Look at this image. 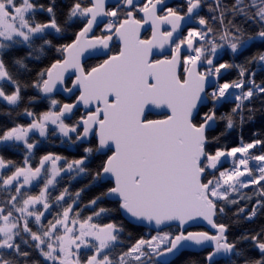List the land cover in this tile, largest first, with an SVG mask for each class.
<instances>
[{
  "label": "snow or ice",
  "instance_id": "6c2138e0",
  "mask_svg": "<svg viewBox=\"0 0 264 264\" xmlns=\"http://www.w3.org/2000/svg\"><path fill=\"white\" fill-rule=\"evenodd\" d=\"M56 7V0L47 5L0 0V102L17 109L31 87L50 103L41 114L24 107L17 114L30 117V122L0 132V147L22 143L27 153L25 166L0 156V264H173L169 257L190 246L207 249L205 264H264V230L230 240L228 226L215 219L225 212L217 201L236 205L260 197L250 212L238 208L236 214L247 220L264 208V147L260 154H249L264 140L230 150L209 149L219 140L210 135L218 121H225L227 129L236 126L237 118L243 125L252 119L253 102L264 98V83L255 79L257 71H264V52L241 64L221 62V53L237 57L251 41H264V0H184L175 8L166 0H115L111 6L108 0H73L63 22ZM204 8L209 17L201 15ZM40 12L47 13L46 20L37 19ZM74 23L81 25L74 39L61 43L57 38H64ZM148 23L152 38L141 39L140 29ZM101 24L103 32L96 36L94 29ZM164 24L170 28L161 31ZM245 25L256 31L248 32ZM114 36L122 44L118 53L86 69L81 63L84 53L109 49ZM165 45L170 55L150 59L154 48L163 50ZM20 48L27 52L13 60L18 66L13 71L4 56ZM53 49L62 58L37 72L31 82L20 79V69L31 71L26 61L40 60ZM233 68L237 79L221 83L222 70ZM69 69L75 74L71 86L65 82ZM58 86L75 96L74 102L55 99L51 94ZM27 99L31 104L36 97ZM225 104L232 105L231 111L219 113ZM150 106L166 109L164 118L148 119ZM50 125L51 135L59 133L72 144L89 143L85 155L68 161L48 153L38 166H31L37 142L29 134L47 137ZM94 154L107 155L90 173L91 183L103 190L84 205L91 214L83 216V188L73 193L64 187L55 196L50 189L56 190L64 173L69 183L89 173ZM228 157L233 166L222 170ZM62 159L64 165L58 166ZM250 160L260 162L256 169L249 167ZM245 176L248 179H242ZM41 179L39 194H30L27 189ZM250 185L259 188L252 195L230 198ZM104 201L115 207L101 206ZM197 219L207 221L215 232L184 229ZM124 221L154 226L156 235L140 237L124 249ZM172 221L179 230L164 231L162 226ZM245 243L248 247H241Z\"/></svg>",
  "mask_w": 264,
  "mask_h": 264
},
{
  "label": "trees",
  "instance_id": "16d2710c",
  "mask_svg": "<svg viewBox=\"0 0 264 264\" xmlns=\"http://www.w3.org/2000/svg\"><path fill=\"white\" fill-rule=\"evenodd\" d=\"M39 4L47 5L50 0H36ZM226 3H231V0H225ZM73 3V0H56V12L58 19L63 22L66 19L68 9L70 8L71 4ZM170 7H177L184 3V0H171ZM208 3H211V0H208ZM201 15L205 17H209L211 13L208 11L207 8H204L201 12ZM37 19L44 21L47 19V13L46 12H40L37 13ZM79 23H74L68 25V31L66 33V36L64 38H57L60 40L61 43H69L72 39H74V35L76 32L79 31L80 28ZM247 28V31L250 33H254L256 31L255 26H248L245 25ZM101 35L99 31L96 32V36ZM119 50L118 45L114 42L112 43V47L110 49V55L117 53ZM27 52V49H16L10 53H5L4 59L6 63L9 65L10 69L13 71H16L18 66H13V60L16 58L23 57ZM257 52H264V41H251L249 44V47L243 52V54L233 57L231 53H221V62H234L237 64H241L245 62V58L251 55H254ZM62 58L58 52L53 50H48L45 55L41 57L40 60H31L26 61L29 64V68L31 71L25 72L23 69H20V79L31 82L36 78V73L39 72L42 69H45L50 66L51 62L54 59ZM99 62L97 61H89L84 65L86 69H90L92 67H95L98 65ZM249 68L256 70L255 65H247ZM224 72V75L220 78V82H226V81H232L237 79L238 77V70L233 69H227L222 70ZM256 82L257 83H264V71H257L256 74ZM7 91H11V87L9 86L7 88ZM23 95L25 97V100L21 103L19 108L14 109L12 106H9L6 104V102H0V132H2L6 128H10L14 126V124H22L27 125L31 118L24 116L22 114L18 115L17 113H22L24 107H29L34 113L41 114L44 111L49 110V100L43 96L42 93L38 92L36 89L29 87L26 91L23 92ZM28 97H36V100L29 104ZM57 100L61 101L62 103L64 100L61 97H57ZM231 104H225L222 105L218 112L221 114H225L231 111ZM253 108V111L251 112L252 119L251 120H245L244 124L241 125L239 123V120L237 118L236 126L233 129H227L226 128V122L225 121H218L215 128L211 131L210 135L213 137H219L218 141H214L210 146L209 149L211 151H215L216 149H222V150H230L233 147H239L242 143L247 144L250 142H253L257 139L264 140V98L257 99L253 102V105L251 106ZM205 110H207L205 108ZM11 113V115H8L7 113ZM82 113V111H81ZM248 113L246 112V116ZM153 117H149L148 119H152ZM71 121H69L70 123ZM223 133V135H221ZM75 134H73L74 136ZM34 140L37 142V147L33 151V156L31 160H29L31 166L36 167L38 166L39 159L48 153H54L57 154L63 158H67L68 161H71L73 159H79L84 153V148L90 146L84 145V144H72L69 142L68 139H61L60 137H53L52 135H48L46 138H39L36 137ZM68 146L71 147V152L68 149ZM92 146H95L92 144ZM264 147V145H257L256 148L250 149L249 154H260L261 148ZM20 148V145H17L15 148H0V156L5 158L6 160H11L15 165L18 166H25L24 165V158L21 153H18ZM105 161V157L98 156L94 154L89 158L88 161V168L89 173L81 174V176L77 177L75 180H72L70 183L67 179L69 174H62L64 176V179L57 185L56 190L50 189V192L53 196L59 194V190L68 187L71 192H76L83 188V192H81L80 201H79V207L84 209L81 213L83 216L91 214V209L84 208V205H86L92 198H94L96 195H98L103 188H101L99 185L92 184L91 183V177L90 173H94L95 170ZM65 160L62 159L58 162L59 165H64ZM260 162H252L250 160L249 167L256 169L257 165ZM232 167V164L225 162L222 166V170L230 169ZM254 175H259L258 171H254ZM59 179V178H58ZM242 179H248L247 176L243 177ZM43 186V181L37 180L35 184L28 188L30 194L38 195L41 191V188ZM258 185H250L248 188L240 189L238 193H232L231 197L238 198L241 194H248L252 195L256 189H258ZM260 199L258 196H253V198L249 200H240L239 204L236 205H225L224 201H217L218 205H224L225 206V212L223 214H218L216 216V221L218 223H223L228 226V233L229 239H235L236 237L240 236L242 233L248 232V233H255L260 232L264 230V208H259L257 210V214L255 217H253L252 220L244 219V214L237 215V210L240 207H245L246 211L250 212L253 206L256 203V200ZM101 206L112 208L115 207V204L111 201H104ZM39 207V206H38ZM115 216L119 219H123L120 213H115ZM52 217L49 216L48 219H51ZM107 222V221H102ZM125 223V232L123 233V240H124V249H127L132 243H134L137 239L140 237H148L154 235L150 230L128 224L127 221H124ZM179 229L177 227H170L166 229L165 231H169L172 233L177 232ZM191 231H204L201 228L192 229ZM241 247L247 248L248 245L242 244ZM207 254L206 251H202L199 253L195 252H182L178 257H176L173 261V264H205L204 257ZM35 255V254H34ZM238 264H241V261H238Z\"/></svg>",
  "mask_w": 264,
  "mask_h": 264
},
{
  "label": "water",
  "instance_id": "95a60500",
  "mask_svg": "<svg viewBox=\"0 0 264 264\" xmlns=\"http://www.w3.org/2000/svg\"><path fill=\"white\" fill-rule=\"evenodd\" d=\"M141 1L142 0H137L138 3H140ZM114 2H115V0H108L109 6H111ZM142 15L143 14H141V16ZM102 26H103V24H101V26L99 28L94 29V34ZM169 28H170V25H167V24L161 25V31L168 30ZM186 29H187V25L184 26V31H186ZM146 32H150L149 39H151L152 38V28H151V24L150 23L144 24L143 27L140 29V38L141 39L143 38V35ZM117 42H118L119 49H120L122 47V44H121V42L118 39H117ZM110 46H111V44H110ZM110 46H109V48H110ZM108 52H109V49H107V50H104V49H89L81 57V63L84 66V64L86 62H88L89 60H91V59H99V58L103 59V58H106L108 56ZM182 52H183V49H182ZM167 55H170V49H169L168 45H165V48L163 50L154 48L152 50V55H151L150 59H152V60L163 59ZM74 79H75L74 71L72 69H69L68 72L65 74V82H66V84H67L68 81H70L69 86H71V82ZM51 95L53 97L59 96V97L65 99V100H69V99H71L73 97V95H71L69 93H66V92H63L62 89L60 88V86H58V90L56 92L52 93ZM81 110L83 112L85 111L83 108H81ZM166 112H167L166 109H158V108L150 106L149 109L146 110L145 115H146L147 118L153 117L152 119H156L157 117H159L160 119H163ZM83 144L87 145L89 143H83ZM132 225H136V226L148 229V230H150V231H152L154 233L157 232V229L154 226H148L147 224L137 225V224L133 223ZM172 226H176L179 229L178 222H176V221L169 222L168 225L162 226V228L164 230V229H167V228L172 227ZM197 228H201V229H203L204 231H207V232H215V229H212L211 225H209L207 223V221H204L202 219H197L195 221H190L187 225L184 226V229L186 231H188L189 229H197ZM206 250L207 249H204V248L190 246L189 248H187L186 250H183L182 252L188 251V252L199 253V252L206 251ZM181 253H179L176 257H178ZM175 258L169 257V259H171V260H174Z\"/></svg>",
  "mask_w": 264,
  "mask_h": 264
},
{
  "label": "flooded vegetation",
  "instance_id": "af4514ba",
  "mask_svg": "<svg viewBox=\"0 0 264 264\" xmlns=\"http://www.w3.org/2000/svg\"><path fill=\"white\" fill-rule=\"evenodd\" d=\"M144 2V0H142L140 3H143ZM166 3L168 4V6H170V4H169V1L168 0H166ZM164 13L162 12L161 13V15H163ZM139 16H141V14H138V17ZM184 33H185V35H186V31H184ZM96 34V33H95ZM149 37H150V32H146L144 35H143V38L142 39H149ZM117 38L114 36L113 37V43H114V40H116ZM119 47V46H118ZM119 51V50H118ZM118 51H117V53H118ZM110 56V55H109ZM107 59V58H106ZM105 60V58H99V59H91V60H89V61H97V62H99L98 63V65L100 64V63H102L103 61ZM88 61V62H89ZM88 62H86V63H88ZM85 63V64H86ZM84 64V65H85ZM181 74H182V70H181ZM69 84H70V81H68L67 82V86H69ZM57 97H59V96H55L54 98L55 99H57ZM63 99V98H62ZM64 100V102L63 103H71V102H74V100H75V96H73L71 99H69V100H65V99H63ZM82 111V110H81ZM83 113V112H82ZM158 119H160L159 117H157ZM156 118V119H157ZM50 132V131H49ZM40 138V137H39ZM44 138H46V137H44ZM54 138H55V136H54ZM1 148V147H0ZM68 149H69V151L71 152V147L70 146H68ZM19 150L20 151H18V153H21L22 155H23V158L25 159V156H26V149H24V147H23V144L22 145H20V148H19ZM33 151H34V149H33ZM96 155H98V156H101V157H105V160L107 159V155H111V152H108L107 153V155H100V154H96ZM32 156H33V152H32V154H31V157H30V159L32 158Z\"/></svg>",
  "mask_w": 264,
  "mask_h": 264
},
{
  "label": "rangeland",
  "instance_id": "374dc122",
  "mask_svg": "<svg viewBox=\"0 0 264 264\" xmlns=\"http://www.w3.org/2000/svg\"><path fill=\"white\" fill-rule=\"evenodd\" d=\"M49 104H50V103H49ZM49 107H50V106H49ZM52 127H53V126H51V125L49 126V129H50L49 134H50V135H51V129H52ZM71 135H73V134H71ZM29 136H30V138H33V139L35 138V136H36V137H40L39 134H38V132H36V133H30ZM52 136H53V137H54V136H55V137H60L61 139H68V138H66V137L61 136L59 133H57L56 135H52ZM40 138H44V137H40ZM21 144H22V143H21ZM237 156H239V153L237 154ZM222 159H224V158H222ZM30 160H31V159H30ZM232 160H233L232 157H228V158L225 160V162H228V163L232 164ZM225 162H224V163H225ZM252 162L255 163V162H258V161H253V160H252ZM232 166H233V164H232ZM64 174H67V173H64ZM36 181H37V180H36ZM36 181H33V185L35 184ZM188 231H190V230H188ZM154 235H156V234H154Z\"/></svg>",
  "mask_w": 264,
  "mask_h": 264
}]
</instances>
